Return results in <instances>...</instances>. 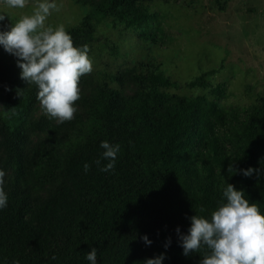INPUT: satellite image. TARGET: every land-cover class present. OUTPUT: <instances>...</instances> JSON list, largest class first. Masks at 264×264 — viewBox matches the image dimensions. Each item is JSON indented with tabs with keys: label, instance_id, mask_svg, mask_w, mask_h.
<instances>
[{
	"label": "trees",
	"instance_id": "1",
	"mask_svg": "<svg viewBox=\"0 0 264 264\" xmlns=\"http://www.w3.org/2000/svg\"><path fill=\"white\" fill-rule=\"evenodd\" d=\"M150 1L101 0L66 30L77 47L89 46L108 20L155 35L164 16L150 10ZM214 1L224 9L229 0ZM8 18L0 31L17 22ZM20 73L17 58L0 45V169L8 195L0 209V264H90L92 247L97 264H143L160 253L162 264H200L203 250L183 255L176 228L186 234L195 210L210 216L227 183L244 189L264 214V175L227 172L230 163L264 167V95L247 105L218 106L176 92L179 83L153 65L134 78L136 89L127 96L113 84L117 77H94L84 111L63 130L45 114L33 118L38 88ZM186 86L206 83L196 77ZM33 135L46 140L31 149ZM105 140L120 145L110 171L100 170L109 162L102 158Z\"/></svg>",
	"mask_w": 264,
	"mask_h": 264
},
{
	"label": "rangeland",
	"instance_id": "2",
	"mask_svg": "<svg viewBox=\"0 0 264 264\" xmlns=\"http://www.w3.org/2000/svg\"><path fill=\"white\" fill-rule=\"evenodd\" d=\"M36 2L29 0L26 8L11 9L0 0V12L18 20L30 14ZM100 2L57 0L60 11L53 12L48 23L67 29ZM149 8L164 16L163 31L155 35L113 26L109 20L98 25L89 45L93 71L80 78L75 115L84 111L82 99L90 93L94 77H117L113 84L127 96L136 89L134 78L153 65L179 83L176 92L200 95L218 106L247 105L264 95V0H229L224 9L214 0H151ZM196 77H202L206 86H186ZM44 114L38 102L33 118ZM54 121L64 124L63 130L67 127ZM43 140L45 135H33L30 148ZM26 165L31 181V165Z\"/></svg>",
	"mask_w": 264,
	"mask_h": 264
},
{
	"label": "clouds",
	"instance_id": "3",
	"mask_svg": "<svg viewBox=\"0 0 264 264\" xmlns=\"http://www.w3.org/2000/svg\"><path fill=\"white\" fill-rule=\"evenodd\" d=\"M29 0H3L11 9H24ZM57 0H37L30 14L22 15L17 22L9 24L0 31V45L6 52L17 57L21 69V79L38 88L37 99L45 115L64 123L74 119L77 112L75 102L80 99V78L93 71V60L89 56V46H74L72 36L63 24L53 26L48 23L53 12L60 11ZM9 20L0 12V22ZM102 158L109 162L100 168L110 171L115 168V161L120 151L119 144L102 141ZM97 165L101 160L95 161ZM90 165L85 163L87 172ZM227 172L231 175L241 172L250 177L264 175V167L238 169L229 164ZM6 172L0 169V209L7 207L8 195L4 190ZM222 202L210 216L196 214L191 216V225L187 233L176 228L178 241L183 255L201 254L200 264H264V214L259 205L250 203L244 189H237L227 183L223 189ZM206 209L202 206L199 213ZM141 239L151 245L147 235ZM171 244L169 237L164 245ZM55 259V257H52ZM166 258L160 253L147 258L143 264H162ZM86 259L90 264H97V249L92 247ZM16 264H19L17 261Z\"/></svg>",
	"mask_w": 264,
	"mask_h": 264
}]
</instances>
